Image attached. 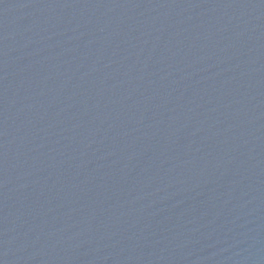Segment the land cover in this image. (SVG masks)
Masks as SVG:
<instances>
[{
  "label": "water",
  "instance_id": "1",
  "mask_svg": "<svg viewBox=\"0 0 264 264\" xmlns=\"http://www.w3.org/2000/svg\"><path fill=\"white\" fill-rule=\"evenodd\" d=\"M0 264H264V0H0Z\"/></svg>",
  "mask_w": 264,
  "mask_h": 264
}]
</instances>
